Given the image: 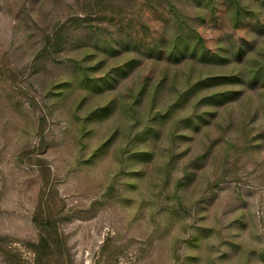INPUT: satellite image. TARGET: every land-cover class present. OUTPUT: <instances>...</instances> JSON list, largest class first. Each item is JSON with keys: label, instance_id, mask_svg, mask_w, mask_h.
<instances>
[{"label": "rangeland", "instance_id": "rangeland-1", "mask_svg": "<svg viewBox=\"0 0 264 264\" xmlns=\"http://www.w3.org/2000/svg\"><path fill=\"white\" fill-rule=\"evenodd\" d=\"M34 217L61 264H264V0H0V246L25 264Z\"/></svg>", "mask_w": 264, "mask_h": 264}, {"label": "trees", "instance_id": "trees-1", "mask_svg": "<svg viewBox=\"0 0 264 264\" xmlns=\"http://www.w3.org/2000/svg\"><path fill=\"white\" fill-rule=\"evenodd\" d=\"M242 14L239 9H236L235 14H234V23L235 25L239 23L240 20H242ZM63 27L60 28L59 30L56 31V33L52 36H47L45 38V46H47V50H52V49H60L61 45L64 41L63 37ZM176 45V44H175ZM188 48V51L190 53H194V45H191L190 47H185ZM177 50V47L175 48V51ZM175 51L172 50L170 52L171 56H174ZM181 53V50H177L176 52ZM184 51V50H183ZM241 48L238 47L237 51L235 50L230 51V50H225V54H216L215 56L212 55V57L217 58L219 62H223L225 60H230L232 56L236 57L238 55H241ZM198 58L199 59H204L205 54L202 49L198 50ZM260 67H257V60H252L251 64L246 66L245 68L243 66L237 67L236 65H231V68L229 69L230 74L228 75L229 77H223V78H228L231 83H242L244 79H247L248 82L255 81L258 77H260L259 71ZM262 70V69H261ZM161 80H158L151 86V90L149 93V96L151 95V101H153L156 90H158V84L160 83ZM199 82H196L195 85H199ZM94 85V84H93ZM96 85V83H95ZM97 85H100L97 83ZM144 85L139 88L138 96L144 91ZM97 87V86H96ZM234 92V91H232ZM236 94V92H235ZM33 222L36 225L37 232H38V237L35 242H32L31 244H27L28 249L33 254L32 262L31 263H26V264H61L62 260V253L60 245L56 243L54 238L57 236V232L55 231V224L51 222L50 218L47 219H42V220H36V217L33 218ZM11 252L12 250H6V248H3L0 246V254L4 258L5 262L8 264H25L22 263L20 260L15 258L17 256L16 253H13V257H11Z\"/></svg>", "mask_w": 264, "mask_h": 264}]
</instances>
